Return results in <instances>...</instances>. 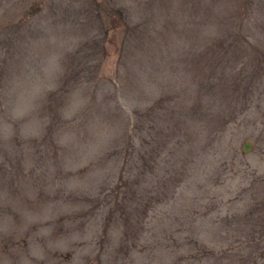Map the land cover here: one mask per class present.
I'll use <instances>...</instances> for the list:
<instances>
[{"label": "rangeland", "instance_id": "obj_1", "mask_svg": "<svg viewBox=\"0 0 264 264\" xmlns=\"http://www.w3.org/2000/svg\"><path fill=\"white\" fill-rule=\"evenodd\" d=\"M113 60L115 125L97 98L51 124L59 68L101 97ZM0 264H264V0H0Z\"/></svg>", "mask_w": 264, "mask_h": 264}, {"label": "trees", "instance_id": "obj_2", "mask_svg": "<svg viewBox=\"0 0 264 264\" xmlns=\"http://www.w3.org/2000/svg\"><path fill=\"white\" fill-rule=\"evenodd\" d=\"M125 31H127V29ZM124 61L125 60H113L112 62L111 71H112V75L116 77L117 79L116 82L112 80V77L110 76L108 72L105 75L101 74L100 78L93 79L94 80L93 87L100 89V91L102 92L101 97H99V94H97V97H95L93 93H87V92L80 93L79 95H75L73 93L67 92L66 90L72 89L75 86L77 87L81 86L82 88H87L89 86V81L92 79H87V78L81 79V78L74 77L71 75L65 76L64 73L70 70V68L68 70H66L65 67L59 68L62 74L54 79V86H51V85L48 86L49 89H47V91L43 93L42 97L39 100V102L41 103V106L45 108L46 118H49V122H51V124L62 122L64 120V113L62 110V106L68 107L70 105L69 100H72V101L74 100V101H78L79 104H81V106L84 109L76 110L78 112V115L76 116H74L75 111L73 110L70 120L84 121L85 123L87 122L90 124L87 118L89 114L88 106L91 103H93L95 99L97 98L98 110L100 111V106H101L102 109L104 110L103 114L106 116V119L110 118L112 121V122H109L110 127H113L116 121L115 116L116 115L118 116L120 112L116 110L112 111L110 106L107 105L105 98L112 99L111 96L114 97L117 94V90H119V92L122 94H123V91H125L124 87L127 86V80L125 76H123L121 69H120ZM141 61L144 62V60H141ZM102 63H103V60H100V70L102 69ZM155 83L158 84L156 81ZM199 85L200 84H198V86ZM136 89H139V87L137 85L133 86V90L135 91ZM192 97L193 96L191 95V98ZM131 110H132V115H133L132 127L136 130L139 129L140 133L143 132V134H141V141H143V146L141 150L136 152L137 159L139 161V164H142L146 167L147 162H148L147 159L150 154V147L152 144L151 138L148 136L149 135V125L151 127V123L149 120V114H148V108L145 107L144 109V107H142V109H140V108H135L133 106L131 107ZM174 111L175 110L171 109L170 107L162 108V113H159V114L163 116L166 115L167 120L170 121L171 118H174L172 115ZM119 121L121 122V124L118 127L115 126L114 128H112V131L109 137L110 142L117 143L115 145H119V146L117 149L110 150L109 153L121 155L122 159H124L130 153V148L128 146L131 143V138H130L129 131L127 130L128 128L126 127V121L125 122L123 121V123L121 120ZM163 121H164V118H163ZM160 128H162V124H160ZM88 132H89V141H91L95 138L96 136L95 133H98L99 130H98V127L95 126L94 128H91V129L88 128Z\"/></svg>", "mask_w": 264, "mask_h": 264}, {"label": "water", "instance_id": "obj_3", "mask_svg": "<svg viewBox=\"0 0 264 264\" xmlns=\"http://www.w3.org/2000/svg\"><path fill=\"white\" fill-rule=\"evenodd\" d=\"M249 147V141L248 140H245L243 143H242V148L243 149H247Z\"/></svg>", "mask_w": 264, "mask_h": 264}]
</instances>
